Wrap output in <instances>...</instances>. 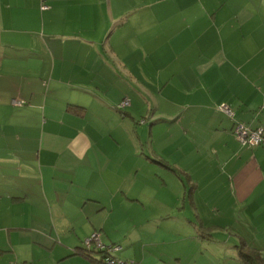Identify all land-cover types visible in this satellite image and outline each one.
Instances as JSON below:
<instances>
[{"label": "crops", "instance_id": "obj_1", "mask_svg": "<svg viewBox=\"0 0 264 264\" xmlns=\"http://www.w3.org/2000/svg\"><path fill=\"white\" fill-rule=\"evenodd\" d=\"M41 1L0 0V264H109L94 231L130 264L264 255V145L232 130L264 126V0ZM184 147L188 218L212 232L185 252L125 242L146 208L131 180L187 172Z\"/></svg>", "mask_w": 264, "mask_h": 264}, {"label": "rangeland", "instance_id": "obj_2", "mask_svg": "<svg viewBox=\"0 0 264 264\" xmlns=\"http://www.w3.org/2000/svg\"><path fill=\"white\" fill-rule=\"evenodd\" d=\"M147 113H150V110ZM146 120L147 118L144 121ZM178 125H182V121L178 122ZM173 158L183 165L187 172L181 171L177 174L157 160L152 162L153 169L157 168L156 171L151 172L153 174L152 177H140L131 180L130 184L132 187L130 190L137 189L142 191L145 196L146 208L139 213L130 209V218L137 220L133 225L128 223L124 225L129 228V232L119 226L127 235L125 242L140 239L147 250H153L152 246L158 243V251L175 252V249H178L185 252L192 241H200L202 238L206 241L205 236L200 237L201 233L212 232L196 226L188 218L191 216L188 212V147L177 150ZM94 232L97 233V238L99 239V231ZM213 235L214 237H223L221 236L222 231L215 230ZM154 240L157 242H153ZM136 242L134 241L133 244H136ZM128 244L131 247V244ZM83 246L85 247V242H83ZM212 246L213 249L218 247L215 244ZM122 247L125 248L124 245Z\"/></svg>", "mask_w": 264, "mask_h": 264}, {"label": "built area", "instance_id": "obj_3", "mask_svg": "<svg viewBox=\"0 0 264 264\" xmlns=\"http://www.w3.org/2000/svg\"><path fill=\"white\" fill-rule=\"evenodd\" d=\"M41 8H46L48 5L44 2V0L41 1ZM14 103L18 100H12ZM129 102L127 98L122 99L120 103H118V107H123ZM220 109H222L227 115L233 116L234 111L233 109L227 105V104H221L218 106ZM233 133L235 134V137L242 143V144H249V145H264V126H256L254 128H251L250 126L242 123V122H235L233 125ZM85 247L88 251H91L93 249H101L103 252V260L109 264H130L131 261L123 262L119 259H115L111 256V251L114 250L115 246H112L111 244L106 245L102 243L97 238V233L93 232L90 235H88L85 240ZM9 264H27L25 262H16V261H10Z\"/></svg>", "mask_w": 264, "mask_h": 264}, {"label": "trees", "instance_id": "obj_4", "mask_svg": "<svg viewBox=\"0 0 264 264\" xmlns=\"http://www.w3.org/2000/svg\"><path fill=\"white\" fill-rule=\"evenodd\" d=\"M97 251L101 252L102 255L103 251L101 249H97ZM239 255L247 264H264V255L255 247L242 244L239 247Z\"/></svg>", "mask_w": 264, "mask_h": 264}]
</instances>
